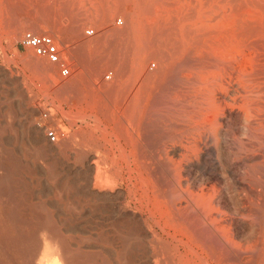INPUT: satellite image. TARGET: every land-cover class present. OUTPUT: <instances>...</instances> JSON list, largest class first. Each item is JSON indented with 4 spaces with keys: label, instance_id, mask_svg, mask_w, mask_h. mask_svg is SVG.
Instances as JSON below:
<instances>
[{
    "label": "rangeland",
    "instance_id": "obj_1",
    "mask_svg": "<svg viewBox=\"0 0 264 264\" xmlns=\"http://www.w3.org/2000/svg\"><path fill=\"white\" fill-rule=\"evenodd\" d=\"M116 20H120L121 25H117ZM32 22L37 23L38 29L30 30V33L48 35L56 44L62 61L69 68L67 78L59 77L56 65L19 46L22 34L29 32L27 26L30 23L34 25ZM132 26L136 27L135 31ZM86 29H92L94 35L85 36ZM127 30L131 32V36L130 33L127 34ZM213 32H220V38ZM261 32H264V0H0V231L3 233H0V243L4 244L0 247V262L19 264L20 260L15 258L25 254H28L27 257L32 255L34 259L36 255L37 259L41 258L44 254L42 248L46 243V240H42L46 237L42 236V233L46 230L45 234L54 232L57 237L53 235L54 239L58 243L62 241L61 244L67 247L66 253L72 258L75 257L79 264H153L155 260L160 264H168L171 256L174 257L170 264H245L248 257L250 263H256L257 260L253 259L257 258L258 250L255 254L252 251L254 256L250 251L251 240L259 236L264 249V203L260 205L264 202V153H261L264 152V114L252 120L254 125L250 126L243 123L245 121L241 114L221 109L214 115L215 120H212V123L203 124L204 129H192L193 125L200 123L203 118H211L210 102L216 98L222 105L223 94H219L216 87L212 86L218 76H212V80L211 75L201 73V66L192 69L189 66L180 67L181 62L177 56L189 35L186 39L191 37L190 43L194 46L192 47L199 49L197 52L192 49L197 55L204 47L205 50H212L210 55L215 56L216 62L222 63L221 57H225L223 60L228 61L226 62L229 67L232 66L230 70L234 71V74L239 70L252 72L264 65V33L261 35ZM209 33H212L213 37H210ZM221 33H224V39ZM240 33L244 34L245 38ZM172 37L174 40L179 38L178 43L182 45L178 44L177 40L175 43L171 40V43L169 39ZM198 37L203 39L199 40V43ZM163 38H168L167 42ZM188 40L185 42L188 43ZM162 41L169 44H163ZM204 42H207L206 47ZM108 45L109 49L106 47ZM167 45L170 48H165ZM198 45H202V48ZM154 47L161 48L156 51L162 52L166 60ZM163 48L164 51L167 48L172 51L164 52ZM126 52L127 60L124 57ZM175 52L178 53L177 56ZM195 53L188 59L201 61L200 55L197 60ZM170 54L175 55V60L170 59ZM157 65H163L164 68L159 69ZM152 69L154 71H151ZM107 73L111 74L108 80L105 79ZM200 73L204 74L206 79L202 80L203 75ZM189 74L193 77L188 79ZM144 88L145 93L141 92ZM92 89L96 91L92 93ZM95 95L98 96L99 102L95 101ZM140 95L144 101L139 98ZM45 128L58 134L56 144L47 141ZM205 134L210 139L205 140ZM173 145H181L183 150L175 154ZM253 158L255 161H252ZM191 162H197V168L185 167ZM8 164L11 167H8ZM96 172L103 175L97 177ZM104 175L106 178L108 176L109 180L105 181H110V187H106L107 182L102 183ZM94 184H103L106 188L100 189L103 186L96 185V189ZM186 188L194 193L202 189L212 199L220 211L215 217L224 227L222 234L224 233V237H228L230 241L227 245L221 243L220 239L209 237V231L204 235L201 223L204 220L199 210L186 211L185 215L182 214L178 218L176 212L169 210L180 189ZM255 201L260 203L256 204ZM255 209L257 211H254ZM187 214L194 215V219ZM192 223L193 228L189 226ZM36 225L41 226L39 230ZM54 225L56 229L53 228ZM139 227L144 230L146 237L142 235ZM16 229H20V232ZM5 233L12 237L15 235L17 240L21 237L23 243L28 239L29 245L25 242L21 248L16 247L18 249L8 246L12 247L11 252L3 242L5 237L2 235L6 236ZM21 234H25L27 238ZM14 248L18 253L20 250L19 256H15ZM242 250L246 254H240L243 253ZM159 251L162 253L157 254ZM76 257L79 260H76ZM217 259H221V262ZM263 259L261 263L264 262Z\"/></svg>",
    "mask_w": 264,
    "mask_h": 264
},
{
    "label": "bare ground",
    "instance_id": "obj_2",
    "mask_svg": "<svg viewBox=\"0 0 264 264\" xmlns=\"http://www.w3.org/2000/svg\"><path fill=\"white\" fill-rule=\"evenodd\" d=\"M139 1V0H138ZM141 1V0H140ZM143 1V0H142ZM63 2H65V3H67V1H63ZM61 3H62V1H61ZM64 3V4H65ZM143 3H145V2H143ZM137 4V3H136ZM142 5V4H141ZM142 17V16H141ZM140 17V18H141ZM145 17V16H144ZM146 18V17H145ZM144 18V19H145ZM142 21V20H141ZM144 21V20H143ZM32 23H34V25L32 24L31 25V23L29 24V26H27L28 28H26V29H28L29 30V32H31V31H35V30H37L38 29V27H37V29H36V25H37V23L35 24V22H32ZM139 24H140V22H138ZM143 23V22H142ZM145 23V22H144ZM143 23V24H144ZM39 24V23H38ZM143 26V25H142ZM133 27V26H132ZM139 27V26H138ZM134 28V31H135V26L133 27ZM133 28H132V30H133ZM127 29V28H126ZM31 30V31H30ZM40 30V29H39ZM105 30H107V29H105ZM146 30V29H145ZM26 31V30H25ZM112 31V30H111ZM39 32V31H38ZM113 32V31H112ZM127 32H128V30H127ZM115 33H117V32H115ZM119 33V32H118ZM121 33V32H120ZM124 33V32H123ZM123 33H121V34H123ZM129 33H130V36H131V32H128L127 34L129 35ZM141 33H143V32H141ZM164 33V32H163ZM166 33V32H165ZM180 33V32H179ZM185 33H187V32H185ZM189 33H193V32H189ZM194 33H196V32H194ZM198 33H200V32H198ZM214 33V32H213ZM218 33V32H217ZM220 33V32H219ZM219 33L218 34H216V32L214 33L216 36L218 35V37L220 36L219 35ZM225 33V32H224ZM224 33H221V37H222V34H223V39H224ZM234 33V32H233ZM242 33V32H241ZM240 33V34H241ZM247 33V32H246ZM246 33H245V36H246ZM257 33V32H256ZM256 33H254V34H256ZM262 33H264V32H261L260 34L261 35H263ZM19 33H16V35H18ZM168 34H169V32H168ZM174 34H175V32H174ZM178 34V33H177ZM177 34H176V36H177ZM202 34V33H201ZM207 34V33H206ZM205 33H204V35H206ZM210 34V33H209ZM212 34V33H211ZM210 34V35H211ZM227 34V33H226ZM235 34V33H234ZM236 34H237V32H236ZM239 34V33H238ZM258 35H259V33H257ZM126 35V34H125ZM144 34H142V36H143ZM170 35L172 36L173 35V33L171 34L170 33ZM186 35V34H185ZM194 35V34H193ZM195 35H197L198 36V34L196 33ZM194 35V37H196L197 38V36H195ZM214 35V36H215ZM231 35H232V33H231ZM243 35L244 34H241V36L243 37ZM249 35H250V32H249ZM21 36V35H20ZM109 36V35H108ZM115 36V35H114ZM166 36V35H165ZM170 36V37H171ZM178 36H180V35H178ZM182 36V35H181ZM183 36H184V34H183ZM201 35H199V37H200ZM260 36V35H259ZM79 37V36H78ZM112 37H113V35H112ZM123 37V36H122ZM125 37V36H124ZM134 37H136L137 38V36H134ZM140 37V36H139ZM164 37V36H163ZM166 37H168V36H166ZM186 37V36H185ZM193 37V36H192ZM193 37V38H194ZM199 37H198V39H197V43H199L198 41L199 40H203V39H199ZM203 37V36H202ZM208 37V36H207ZM210 37H213L212 35L210 36ZM210 37H208V38H210ZM218 37H217V39H218ZM234 37V36H233ZM240 37V36H239ZM247 37V36H246ZM249 37V39L251 38L250 36H248ZM254 37H256V36H254ZM261 37V36H260ZM115 38V37H114ZM135 38V39H136ZM142 38V40H144L143 39V37H141ZM175 38V37H174ZM182 38V37H181ZM186 38H189V35H188V37H186ZM185 38V40L187 41L188 39H186ZM214 38H216V37H214ZM214 38H213V40H214ZM220 38V37H219ZM243 38H245V37H243ZM243 38H241L242 40H243ZM264 38V37H263ZM131 39H133L132 37H131ZM164 39V38H163ZM168 39V38H167ZM166 39V40H167ZM180 40L179 38H176L175 40ZM211 39V38H210ZM216 39V40H217ZM222 39V38H221ZM228 39V38H227ZM231 39V38H230ZM234 39V38H233ZM247 39L248 38H246V42H247ZM138 40V39H137ZM136 40V41H137ZM165 40V39H164ZM165 40V42H167ZM170 41L171 40H174L173 39V37H172V39L170 38L169 39ZM168 40V41H169ZM175 40L173 41L174 43H175ZM177 40V43L179 42ZM185 40H184V45H183V49L180 47V45H182V44H180V43H178V44H180L179 45V47L181 48L180 50L181 51H179V48H178V51H179V54L178 53H176V56H177V54H178V58H179V61L181 62V63H179L180 64V67H182L183 66V68H184V66L185 67H187V66H189L190 67V69H192V67H199V66H201V69H203L202 71H201V73H204L206 76L207 75H211V77L213 76H218L219 78H217L216 80V82H214V85H212V86H215L216 87V90L218 91V93L219 94H223L222 96V98H223V101H222V105L221 104H219L218 102H217V100H216V98H215V100L213 99L211 102H210V111H211V118L210 117H206L205 119L203 118L202 119V121L200 122V123H198V124H196L195 126L193 125V128L192 129H200V127H202L203 126V124H208V123H210L212 120H215V116L214 115H216V114H218V112L222 109H227L229 112H232V111H234V113L235 112H237L239 115L241 114L242 116H243V121H245V122H243V123H245V124H249L250 126L252 125V120H254V119H256V117H258L259 115L260 116H263L262 114H264V65L262 64L261 65V67L259 66L258 67V69H256V70H252V72H241L240 70L236 73V74H234V71H232V70H230V67H232L231 65H230V67H229V64H227V62L225 61V60H223V59H225V57H221V62L222 63H219L218 61L216 62V58H215V56L213 57V56H211L210 55V53H213V52H211L212 50H208V49H206V50H208V51H206L205 49H203L200 45H198L199 46V48L201 49L199 52L201 53V54H199V52H198V55L194 52L195 50H196V52L199 50V49H194L193 47V45H192V43H190V40H191V37H190V39L188 40L189 42L187 43V42H185ZM208 40V39H207ZM218 40H220V39H218ZM241 40V41H242ZM245 40V39H244ZM257 40V39H256ZM132 41V40H131ZM135 41V40H134ZM134 41H133V43H134ZM200 41V43L202 44V42ZM209 41V40H208ZM223 41V40H222ZM240 41V42H241ZM261 41V40H260ZM126 42V41H125ZM140 42V41H139ZM138 42V43H139ZM164 41H162V43H163ZM181 42V41H180ZM182 42H183V40H182ZM193 42H194V40H193ZM209 42H212V41H209ZM208 42V43H209ZM217 41H215V43H216ZM219 42V41H218ZM217 42V43H218ZM221 42V41H220ZM224 42H225V40H224ZM253 42H255V40H253ZM80 43V42H79ZM132 43V44H133ZM141 43H143L142 41H141ZM171 43H172V41H171ZM189 43L191 44V45H189ZM205 43L207 44V42H204V45H205ZM223 43V42H222ZM228 41L226 42V46H227V48H228ZM231 43H232V41H231ZM242 43H245V42H242ZM251 43V42H250ZM261 43V42H260ZM114 44V43H113ZM116 44V43H115ZM121 44H122V42H121ZM163 44H169V42L168 43H163ZM177 44V45H178ZM213 44V43H212ZM240 44V43H239ZM255 45H256V43H254ZM264 44V43H263ZM263 44L261 43V45H262V47H263ZM134 45V44H133ZM171 45V44H170ZM176 45V44H175ZM174 45V46H175ZM203 45V46H204ZM209 45H211L210 43H209ZM214 45V44H213ZM212 45V46H213ZM217 45V44H216ZM220 45H221V43H220ZM253 45V43L251 44V46ZM254 45V46H255ZM117 46V45H116ZM137 46V45H136ZM149 46V45H148ZM161 46H163L162 44H161ZM173 46V45H172ZM193 46V47H192ZM197 46V47H198ZM219 46V45H218ZM222 46H224V45H222ZM232 46V45H231ZM246 46V45H245ZM248 46H250L249 44H248ZM108 49H109V45L108 46H106ZM118 47H120V44L118 45ZM133 47V46H132ZM150 47V46H149ZM149 47H147V49L149 48ZM166 47H169L168 45L167 46H165V48ZM205 47H206V45H205ZM211 47V46H210ZM213 47H215V45L213 46ZM220 47V46H219ZM218 47V48H219ZM230 47V46H229ZM117 48V47H116ZM134 48V47H133ZM137 48V47H136ZM143 48V47H142ZM142 48H141V50H142ZM152 48V47H151ZM155 48V47H154ZM157 48H159V50L161 49L160 47H157ZM157 48H155V51H156V49ZM170 48V47H169ZM174 48V47H173ZM176 48V50H177V47H175ZM208 48H209V46H208ZM217 48V49H218ZM256 48H258V47H256ZM261 48V47H260ZM105 49V48H104ZM192 49H194V51L192 50ZM70 50V49H69ZM111 50V49H110ZM135 50V49H134ZM140 50V51H141ZM171 49H169L168 50V48H167V50L166 51H168L169 53L172 51H170ZM219 50V49H218ZM220 50H221V47H220ZM107 50H105V52H106ZM133 51V50H132ZM162 51V50H161ZM163 51H164V48H163ZM166 51H164V52H166ZM174 51V50H173ZM113 52V51H112ZM111 52V53H112ZM116 52H118L117 50H116ZM157 52V51H156ZM163 52V53H164ZM193 52V53H192ZM218 52V51H217ZM222 52V50L220 51V54H222L221 53ZM232 52V51H231ZM262 52V51H261ZM104 53V52H103ZM110 53V54H111ZM153 53H154V50H153V52H152V54H151V52H150V54L151 55H153ZM157 53H159V52H157ZM156 53V54H157ZM162 53V52H161ZM161 53H159V55L162 57V56H164V55H162ZM173 53V52H172ZM174 53V54H175ZM196 54L198 57H197V60H199L200 59V57H201V61H197V62H195L194 60H192V58H191V61H190V59H188V57L190 58V56L192 55V54ZM67 54H69V53H67ZM106 54V53H105ZM104 54V55H105ZM114 54H115V52H114ZM121 54H122V51H121ZM232 54V53H231ZM108 55V54H107ZM116 55V54H115ZM158 55V54H157ZM171 55V54H170ZM181 55V56H180ZM195 55V56H196ZM199 55H200V57H199ZM69 56V55H68ZM112 56V55H111ZM122 56V55H121ZM160 56H158V57H160ZM172 57L170 58L171 60H175V55L173 56V55H171ZM180 56V57H179ZM217 57H218V54L216 55ZM110 57V56H109ZM108 57V58H109ZM116 57V56H115ZM125 57V59L126 58H128L127 57V52H126V56H124ZM154 57V56H153ZM169 57V56H168ZM184 57H185V59H184ZM261 57H263V56H261ZM114 58V57H113ZM118 58V57H117ZM116 58V59H117ZM155 58V57H154ZM164 58H165V56H164ZM172 58H174V59H172ZM199 58V59H198ZM254 58H257V57H254ZM258 58H260V55H259V57ZM105 59H106V57H105ZM148 59V58H147ZM146 59V60H147ZM150 59V58H149ZM196 59V58H195ZM219 59V58H218ZM228 59V58H227ZM231 59H233V58H230V60ZM108 60V59H107ZM121 60V59H120ZM127 60V59H126ZM125 60V61H126ZM155 60V59H154ZM156 60H157V58H156ZM155 60V61H156ZM160 60H161V58H160ZM162 60H163V58H162ZM164 60H166V58L164 59ZM163 60V61H164ZM177 60L178 59H176V61L175 62H177ZM190 62H189V61ZM229 60V59H228ZM236 60H238V59H236ZM111 61V60H110ZM113 61V60H112ZM124 61V60H123ZM136 61V60H135ZM148 61V60H147ZM150 61V60H149ZM152 61V60H151ZM159 61V60H158ZM169 61V60H168ZM168 61H166V62H168ZM205 61V62H204ZM128 61H126V63H127ZM154 62V61H153ZM152 62V63H153ZM173 62V61H172ZM174 62V63H175ZM258 63H259V61H257ZM159 63V62H158ZM161 63H162V61H161ZM164 63V62H163ZM229 63H231V62H229ZM255 63V62H254ZM124 64V62L122 63V65ZM148 64V63H147ZM155 64H156V62H155ZM160 64V63H159ZM168 64V63H167ZM166 64V65H167ZM171 64H173V63H170V65ZM176 64V63H175ZM178 64V63H177ZM176 64V65H177ZM201 64V65H200ZM244 64V63H243ZM259 65V64H258ZM158 66V65H157ZM162 66V67H161ZM167 66H169V65H167ZM235 66V65H234ZM257 66V65H256ZM123 67H125V66H123ZM159 67V69L160 68H164V66L163 65H160V66H158ZM178 68H179V65L177 66ZM238 67V66H237ZM254 67H255V65H254ZM122 68V67H121ZM236 68V67H235ZM123 69V68H122ZM154 69V68H153ZM151 70V71H154V70ZM159 69L157 68L156 70H158L159 71ZM168 69V68H167ZM176 69V68H175ZM175 69H174V72H175ZM180 69V68H179ZM187 69V68H186ZM197 69V68H196ZM240 69H241V67H240ZM246 69V68H245ZM248 69V68H247ZM251 69H253V65H252V68ZM163 71L165 70V69H162ZM170 70V69H169ZM177 70V69H176ZM188 70V69H187ZM121 71V70H120ZM180 71V70H179ZM214 71V72H213ZM216 71H217V73H216ZM167 72V71H166ZM170 72V71H169ZM177 72V71H176ZM183 72V71H182ZM181 72V73H182ZM184 72H188V71H184ZM198 72V71H197ZM149 73H150V70H149ZM161 74H163V72H160ZM172 73H173V71H172ZM201 73H200V75H201ZM137 74V73H136ZM147 74H148V71H147ZM157 74V73H156ZM158 74H159V72H158ZM194 74V73H193ZM197 74H199V73H197ZM204 74H202L203 75V78H202V80L203 79H206L205 77H204ZM148 75H150V74H148ZM152 75H154L153 73H152ZM151 75V76H152ZM166 75V74H165ZM180 75V74H179ZM200 75H199V77H200ZM201 75V76H202ZM128 76V75H127ZM159 76H160V74H159ZM189 76V77H188ZM187 77H188V79L189 78H191V77H193L191 74H189ZM146 77H147V75H146ZM153 77V76H152ZM151 77V78H152ZM213 77H212V80H213ZM143 78V77H142ZM149 78V77H148ZM201 78H200V80H201ZM144 79V78H143ZM161 79V78H160ZM168 79H171V77H168ZM199 79V78H198ZM146 80H148V79H146ZM158 80V79H157ZM176 80V79H175ZM192 80V79H191ZM201 80V81H202ZM220 80V81H219ZM166 81H167V79H166ZM171 81V80H170ZM172 81H173V79H172ZM199 80H197V82H198ZM205 81V80H204ZM126 82V81H125ZM145 82V81H144ZM176 82V81H175ZM186 82V81H185ZM195 82V81H194ZM142 83V82H141ZM155 83H156V81H155ZM167 83H168V81H167ZM199 83H200V81H199ZM146 84V83H145ZM144 84V85H145ZM149 84H150V80H149ZM157 84V83H156ZM169 84V83H168ZM182 84V83H181ZM113 85H116V84H113ZM112 85V86H113ZM121 85V84H120ZM119 85V86H120ZM127 85H129V84H127ZM143 85V86H144ZM163 85V84H162ZM183 85V84H182ZM208 85V84H207ZM98 86H100V85H98ZM98 86H96V87H98ZM106 86V85H105ZM118 86V85H117ZM117 86H115V87H117ZM158 86H159V84H158ZM164 86V85H163ZM142 87V86H141ZM144 87H146V86H144ZM105 88V87H104ZM103 88V89H104ZM129 88H131V87H129ZM146 88H149V86H147ZM146 88H144V90L143 91H141V92H143V93H145L144 91L146 90ZM160 88H162V87H160ZM207 88V87H206ZM99 89V88H98ZM110 89V88H109ZM112 89H114V88H112ZM133 89V88H132ZM141 89H143V88H140V90ZM184 89V88H183ZM187 89V88H186ZM95 90V89H94ZM94 90L92 89V93L94 92ZM149 90V89H148ZM181 90H182V88H181ZM191 90V89H190ZM195 90V89H194ZM201 90V89H200ZM96 91V90H95ZM104 91V90H103ZM108 91V90H107ZM106 90H105V92H107ZM202 91H203V89H202ZM116 92V91H115ZM114 92V93H115ZM141 92H140V94H141ZM89 93H91V92H89ZM99 93H100V91H99ZM99 93H98V95H99ZM108 93H110V92H108ZM113 93V92H112ZM111 93V94H112ZM113 93V94H114ZM142 93V94H143ZM146 93H147V91H146ZM181 93V92H180ZM179 93V94H180ZM186 93V92H185ZM203 93V92H202ZM101 94H103V93H101ZM112 94V95H113ZM118 94H120V92L118 93ZM125 94V93H124ZM141 94V95H142ZM89 95V94H88ZM109 95V94H108ZM141 95H140V97L139 98H141ZM145 95L146 94H144V99H145ZM181 95V94H180ZM94 96V95H93ZM101 96V95H100ZM100 96H99V98H100ZM116 96V95H115ZM125 96V95H124ZM95 97H96V95H95ZM98 97V96H97ZM97 97H96V99H95V101L97 100ZM106 97H108L107 96V94H106ZM111 97V96H110ZM120 97V96H119ZM143 97L141 98L142 100H143ZM191 97V96H190ZM103 98V97H102ZM112 98V97H111ZM123 98V97H122ZM176 98V97H175ZM179 98V97H178ZM184 98H186V97H184ZM104 99V98H103ZM109 99V98H108ZM107 99V100H108ZM183 99V98H182ZM201 99V98H200ZM220 99V98H219ZM124 100H126V99H124ZM140 100V99H139ZM176 100V99H175ZM205 100V99H204ZM98 102H99V100H97ZM106 101V100H105ZM109 102L111 101V100H108ZM123 101V100H122ZM130 101V100H129ZM144 101V100H143ZM142 101V102H143ZM152 101V100H151ZM180 101V100H179ZM141 102V101H140ZM94 103H96V102H94ZM113 103V102H112ZM149 103V102H148ZM203 103V102H202ZM98 104H100V103H98ZM102 104V103H101ZM115 104V103H114ZM119 104H120V100H119ZM130 104V103H129ZM140 105H141V103H139ZM199 104V103H198ZM106 105V104H105ZM98 106V105H97ZM101 106V105H100ZM10 108V107H9ZM126 108V107H125ZM149 108V107H148ZM140 109V108H139ZM31 110V109H30ZM129 110V109H128ZM9 111H12V110H9ZM32 111H33V109H32ZM227 111V112H228ZM8 112V111H7ZM34 112H35V109H34ZM33 112V113H34ZM37 112V111H36ZM10 113V112H9ZM30 115H31V113L30 112H28ZM136 113H137V111H136ZM233 113V112H232ZM129 114V113H128ZM147 114V113H146ZM8 115V114H7ZM33 115V114H32ZM34 116V115H33ZM213 116H214V119H212L213 118ZM241 116V117H242ZM259 116V117H260ZM134 117V116H133ZM193 117V116H192ZM264 117V116H263ZM33 118V117H32ZM200 119V118H199ZM261 120V119H260ZM260 120H258V121H260ZM255 121H257V120H255ZM215 122V121H214ZM147 123V122H146ZM189 123V122H188ZM212 123V122H211ZM263 125H262V127L264 126V123H262ZM209 125V124H208ZM254 125V124H253ZM252 125V126H253ZM258 125V124H257ZM256 126V125H255ZM208 127H210V126H208ZM258 127H260V126H258ZM203 129H204V127H202ZM201 128V129H202ZM244 128V127H243ZM246 128V127H245ZM248 128H249V126H248ZM37 129V128H36ZM191 129V128H190ZM205 129H207V128H205ZM187 130H188V128H187ZM37 131V130H36ZM35 131V132H36ZM38 131H39V129H38ZM37 131V132H38ZM43 131V130H42ZM184 131H185V129H184ZM204 131V130H203ZM206 135V134H205ZM258 136V135H257ZM195 137V136H194ZM196 137H198V136H196ZM205 137V140L207 139H210V137L208 136V135H206V136H204ZM203 137V138H204ZM256 138V137H255ZM202 139V138H201ZM192 140V139H191ZM262 143V142H261ZM185 144V143H184ZM187 145H189V144H187ZM254 145V144H253ZM225 146V145H224ZM251 147V146H250ZM39 148H41V147H39ZM172 149H173V152L175 153V154H179V152L181 151V149H182V146L181 145H173L172 146ZM262 149V148H261ZM183 150V149H182ZM263 151H264V149H262ZM3 151V150H2ZM208 151H210L211 152V150L209 149ZM7 152V151H6ZM11 152V151H10ZM47 152V151H46ZM165 152V151H164ZM188 152V151H187ZM222 152V151H221ZM259 152V151H258ZM261 153H264V152H261ZM212 154V153H211ZM40 155H42L41 153H40ZM43 155H44V153H43ZM81 155V154H80ZM161 155H162V153H161ZM11 156V155H10ZM39 156V155H38ZM85 156V155H84ZM230 156V155H229ZM0 157H2V156H0ZM7 157V156H6ZM47 157V156H46ZM78 157V156H77ZM81 157H83V156H81ZM181 157V156H180ZM210 158V157H209ZM12 159H16V158H12ZM55 159V158H54ZM255 158H253L252 159V161L254 160ZM2 160H3V158H2ZM18 160V159H17ZM160 160V159H159ZM161 161V160H160ZM163 161H164V159H163ZM224 161V160H223ZM255 161V160H254ZM46 162V161H45ZM99 162V161H98ZM106 162V161H105ZM9 163V162H8ZM44 163V162H43ZM53 163V162H52ZM58 163V162H57ZM74 163V162H73ZM80 163V162H79ZM177 163V162H176ZM2 164H4V163H2ZM6 164V163H5ZM10 164V163H9ZM8 164V165H9ZM45 164V163H44ZM56 164V163H55ZM84 164V163H83ZM7 165V164H6ZM12 165V164H11ZM46 165V164H45ZM93 165V164H92ZM98 165V164H97ZM216 165V164H215ZM37 166V165H36ZM71 166V165H70ZM100 166V165H99ZM170 166V165H169ZM197 166H198V163L197 162H194V163H189V164H187L185 167L187 168V169H192V168H197ZM8 167H11L10 165L8 166ZM22 167V166H21ZM104 167V166H103ZM170 167H172V166H170ZM206 167V166H205ZM98 168V167H97ZM97 168H96V170H97ZM107 168V167H106ZM55 169V168H54ZM90 169V168H89ZM91 169H92V167H91ZM154 169V168H153ZM195 170V169H194ZM1 171V170H0ZM18 171V170H17ZM102 171V170H101ZM113 171V170H112ZM154 171V170H153ZM152 171V172H153ZM48 172H50V171H48ZM54 172V171H53ZM99 172H100V168H99ZM103 172V171H102ZM157 172V171H156ZM189 172V171H188ZM230 172V171H229ZM111 173V172H110ZM206 173V172H205ZM5 174H7V173H5ZM29 174V173H28ZM27 174V175H28ZM31 174V173H30ZM92 174V173H91ZM96 174H97V172H96ZM105 174H106V172H105ZM46 175V174H45ZM50 175H52L51 173H50ZM49 175V176H50ZM80 175V174H79ZM99 175H103L102 173H100ZM98 174L96 175L97 177L99 176ZM159 175V174H158ZM235 175V174H234ZM16 176V175H15ZM95 176V177H96ZM154 176H155V173H154ZM157 176V175H156ZM223 176V175H222ZM5 177H6V175H5ZM57 177V176H56ZM93 177V176H92ZM97 177L95 178V179H97ZM104 177V182H103V180H102V183L103 184H105L109 179H108V176H107V178H106V175H104L103 176ZM116 177H117V175H116ZM159 177V176H158ZM88 178V177H87ZM101 178V177H100ZM99 178V179H100ZM6 179V178H5ZM102 179V178H101ZM108 179V180H107ZM111 179V178H110ZM162 179V178H161ZM206 179V178H205ZM234 179V178H233ZM237 179V178H236ZM1 180H3V179H1ZM88 180V179H87ZM105 180H107V181H105ZM156 180H158L157 179V177H156ZM85 181V180H84ZM89 181V180H88ZM100 180H98V182H99ZM154 181H155V179H154ZM162 181V180H161ZM5 182H6V180H5ZM77 182V181H76ZM90 182V181H89ZM101 182V181H100ZM158 182V181H157ZM171 182V181H170ZM186 182V181H185ZM189 182V181H188ZM8 183V182H7ZM24 183V182H23ZM94 183V182H93ZM96 183V182H95ZM109 183V184H108ZM164 183V182H163ZM163 183H161V184H163ZM52 184V183H51ZM86 184V183H85ZM103 184H101V185H99V184H94L95 186L96 185H99L100 187L101 186H103V187H101L100 189H105L106 187H110V181L109 182H107V184L109 185H107L106 184V187H105V185H103ZM156 184V183H155ZM262 184V183H261ZM37 186V185H36ZM93 186V185H92ZM95 186H94V188H95ZM157 186H159V185H157ZM161 186V185H160ZM164 186V185H163ZM9 187V186H8ZM52 187H53V185H52ZM97 187L98 186H96V189H97ZM105 187V188H104ZM166 187V186H165ZM259 187H261V186H259ZM55 188V187H54ZM99 189V190H100ZM110 189V188H109ZM114 189H116V188H114ZM179 189V188H178ZM99 190H96V191H99ZM111 190V189H110ZM164 190V189H163ZM10 191V190H9ZM12 191V190H11ZM47 191V190H46ZM103 191V190H102ZM105 191V190H104ZM31 192V191H30ZM114 192V191H113ZM117 192V191H116ZM174 192V191H173ZM172 192V193H173ZM178 192V191H177ZM2 193V192H1ZM80 193V192H79ZM128 193V192H127ZM167 193V192H166ZM27 194V193H26ZM81 194V193H80ZM145 194V193H144ZM160 194V193H159ZM176 194V193H175ZM259 194H262V193H258V195ZM44 195V194H43ZM75 195V194H74ZM73 195V196H74ZM77 195H79V194H77ZM91 195V194H90ZM168 195V194H167ZM234 195V194H233ZM256 195V194H255ZM2 196V195H1ZM6 196V195H5ZM10 196V195H9ZM30 196V195H29ZM89 196V195H88ZM134 196V195H133ZM168 196H170V193H169V195ZM7 197V196H6ZM59 197V196H58ZM92 197V196H91ZM125 197V196H124ZM162 197V196H161ZM242 197V196H241ZM253 197V196H252ZM2 198V197H1ZM8 198V197H7ZM6 198V199H7ZM160 198V197H159ZM166 198H167V196H166ZM36 199V198H35ZM92 199V198H91ZM104 199H106V198H104ZM124 199V198H123ZM163 199V198H162ZM164 199H165V197H164ZM168 199H169V197H168ZM241 199V198H240ZM256 199V198H255ZM1 200H3V199H1ZM27 200V199H26ZM97 200V199H96ZM103 200V199H102ZM20 201V200H19ZM171 201H173V200H171ZM170 201V202H171ZM174 203H172V207H170V211L171 212H176V217L178 218V217H181L180 215H182V214H184L186 211H190V210H192V209H196V210H199V213H201L202 214V216H203V222H201L202 223V229H203V231L205 232V234H204V232H203V234L204 235H206V232L207 231H209V232H207V233H209V237H211V236H213V237H215L216 239H220L221 241V243L223 242L224 244H228L230 241L227 239L228 237H224V233L222 234V232H223V228L224 227H222L221 226V224L219 223V221L216 219V217H215V215L218 213V212H220L216 207H215V205L213 204V202H212V199H210L209 198V195H207L202 189L199 191V192H197V193H194V192H192V191H189L187 188L186 189H180V192L179 193H177V199L175 200L174 199ZM257 201V200H256ZM255 201V202H256ZM259 201H261V200H259ZM21 202V201H20ZM71 202V201H70ZM107 202V201H106ZM122 202H123V200H122ZM134 203V202H133ZM260 203V202H259ZM258 202H256V204H259ZM262 203H264L263 201L260 203V205L262 204ZM24 204V203H23ZM22 204V205H23ZM129 204V203H128ZM168 204V203H167ZM245 204V203H244ZM39 205V204H38ZM48 205V204H47ZM75 205H76V203H75ZM108 205V204H107ZM246 205V204H245ZM259 205V206H260ZM35 206V205H34ZM73 206H74V203H73ZM121 206V205H120ZM119 206V207H120ZM168 206V205H167ZM247 206V205H246ZM256 206V205H255ZM10 207V206H9ZM104 207V206H103ZM113 207V206H112ZM126 207V206H125ZM124 207V208H125ZM261 207V206H260ZM259 207V208H260ZM37 208V207H36ZM106 208V207H105ZM123 208V207H122ZM41 209H42V207H41ZM115 209V208H114ZM263 209V208H262ZM117 210V209H116ZM140 210V209H139ZM7 211V210H6ZM23 211V210H22ZM96 211V210H95ZM99 211V210H98ZM103 211V210H102ZM129 211V210H128ZM141 211V210H140ZM253 211V210H252ZM254 211H257L256 209L254 210ZM261 211V210H260ZM260 211H259V213H260ZM9 212V211H8ZM11 212V211H10ZM26 212H28V211H26ZM124 212V211H123ZM131 213V212H130ZM257 213V212H256ZM13 214V213H12ZM28 214V213H27ZM39 214V213H38ZM37 214V215H38ZM123 214V213H122ZM127 214V213H126ZM194 214V213H193ZM220 214V213H219ZM43 215V214H42ZM125 215V214H124ZM185 215V214H184ZM188 215V214H187ZM127 216V215H126ZM130 216V215H129ZM166 216V215H165ZM175 216V215H174ZM189 216H191L192 217V219H194V217L192 216V215H188V217ZM201 216V215H200ZM199 216V217H200ZM7 218H8V216H6ZM12 217V216H11ZM17 217V216H16ZM125 217V216H124ZM132 217H133V215H132ZM135 217V216H134ZM187 217V219H189ZM191 217H190V219H191ZM131 218V217H130ZM137 218H139V217H137ZM136 218V219H137ZM171 218V217H170ZM182 218H184V217H182ZM256 218V217H255ZM254 218V219H255ZM15 219V218H14ZM51 219V218H50ZM132 219V218H131ZM134 219V218H133ZM144 219V218H143ZM175 219V218H174ZM185 219H186V217H185ZM184 219V220H185ZM8 220H9V218H8ZM106 220V219H105ZM183 220V221H184ZM263 220H264V218H263ZM7 221V220H6ZM14 221V220H13ZM16 221H18V220H16ZM46 221H47V219H46ZM45 221V222H46ZM51 222H52V220H50ZM62 221V220H61ZM136 221V220H135ZM140 221V220H139ZM139 221H138V223H139ZM142 221V220H141ZM179 221H181V220H179ZM187 221H189V220H187ZM191 221V220H190ZM193 221V220H192ZM197 221V220H196ZM195 221V222H196ZM199 221V220H198ZM256 221V220H255ZM7 222H10V221H7ZM24 222V221H23ZM41 222V221H40ZM44 222V221H43ZM64 222V221H63ZM176 222H177V219H176ZM186 222V221H185ZM264 222V221H263ZM12 223V222H11ZM17 223V222H16ZM128 223V222H127ZM156 223V222H155ZM197 223V222H196ZM255 223H257V222H255ZM15 224V223H14ZM25 224V223H24ZM144 224H145V222H144ZM18 225V224H17ZM28 225H30V224H28ZM51 225V224H50ZM147 225V224H146ZM186 225H188V223L186 222ZM3 226V225H2ZM10 226H12V225H10ZM32 226H33V224H32ZM40 226V225H39ZM44 226V225H43ZM52 226V225H51ZM56 225H54V229H56V227H55ZM117 226V225H116ZM124 226V225H123ZM159 226V225H158ZM189 226H191V228H193V223L191 224V225H189ZM198 226V225H197ZM196 226V227H197ZM1 227V226H0ZM14 227V226H13ZM29 227V226H28ZM36 227H38L37 225H36ZM41 227V226H40ZM40 227H38V230H39V228ZM46 227H48V226H46ZM66 227V226H65ZM106 227H108V226H106ZM136 227V226H135ZM144 227V226H143ZM199 227V226H198ZM32 227H30V229H31ZM45 228V227H44ZM140 228V231H141V233H142V235H144L145 237H146V233L144 232V230L141 228V227H139ZM190 227H189V229H191ZM201 228V227H200ZM256 228H257V226H256ZM51 229V228H50ZM123 229V228H122ZM195 229V228H194ZM202 229H200V230H202ZM209 229H211V230H209ZM15 230V229H14ZM18 229H16V231H17ZM36 230V229H35ZM35 230H34V232H35ZM37 230V231H38ZM48 230V229H47ZM146 230V229H145ZM150 230V229H149ZM152 230V229H151ZM163 230V229H162ZM198 230V229H197ZM264 230V229H263ZM2 231V230H1ZM0 231V233H2ZM5 232H6V230H4ZM8 231V230H7ZM31 231H32V229H31ZM112 231V230H111ZM135 231H137V230H135ZM134 231V232H135ZM153 231V230H152ZM192 231V230H191ZM195 231V230H194ZM9 232V231H8ZM18 233L20 232V229H19V231H17ZM42 232V231H41ZM45 232H46V230H44V233H42V236L44 235V239H42V240H46L45 242L44 241H41V242H44L43 244V248H42V254H43V252H44V254H43V256L41 257V258H38L37 259V255L36 254H34V253H32V254H34V255H36V259H34L33 257H32V255H30V256H26V255H28V254H25V255H20L19 256V254H20V250H19V253H18V250L16 251V249H18L19 247L21 248V246H22V244H25V242H27V240L28 239H25L26 241L23 243V242H21L22 240H20L21 239V237H20V235L18 236V237H20V239L19 240H17V238L15 237V235H14V237H12V236H10V235H8L7 233H5V234H7L6 236L5 235H2V236H4V237H2V238H4L3 240V242L5 243V245H7V249H11L12 247H18V248H14L15 250H14V253H15V256H19V257H17V258H15V259H19L20 260V262H19V264H79L77 261H75V257H70L71 255H68L66 252V250L67 249H65V248H67L66 246H64V245H62L61 243H62V241H60L59 243L54 239V237H56L55 236V234H53L54 232H52L50 235L48 234V232L45 234ZM50 232V231H49ZM115 232V231H114ZM113 232V233H114ZM121 232V231H120ZM138 232V231H137ZM148 232V231H147ZM154 232V231H153ZM176 232V231H175ZM190 232V231H189ZM197 232V231H196ZM15 233V232H14ZM25 233V232H24ZM194 233V232H193ZM198 233V232H197ZM258 233V232H257ZM3 234V233H2ZM31 234V233H30ZM105 234V233H104ZM110 234V233H109ZM116 234V233H115ZM187 234V233H186ZM24 236H25V234H23ZM22 234H21V236H23ZM32 236H33V234H31ZM34 235H36V233H34ZM39 235V234H38ZM41 235V234H40ZM39 235V236H40ZM48 235V236H47ZM53 235H54V237H53ZM167 235V234H166ZM172 235V234H171ZM41 236V237H42ZM58 236V235H57ZM140 236H141V234H140ZM143 236V237H144ZM156 236H157V233H156ZM199 236V235H198ZM198 236H196L197 238H198ZM1 237V236H0ZM26 237V236H25ZM40 237V238H41ZM60 237V236H59ZM59 237H58V239H59ZM131 237V236H130ZM133 237V236H132ZM144 237V238H145ZM206 237V236H205ZM23 238V237H22ZM27 238V237H26ZM43 238V237H42ZM57 238V237H56ZM101 238V237H100ZM125 238V237H124ZM152 238H154L153 237V235H152ZM151 238V239H152ZM167 238V237H166ZM171 238H173L172 236H171ZM197 238H196V240H197ZM202 238V237H201ZM201 238H199V240L201 239ZM252 238V237H251ZM57 239V240H58ZM173 239H175V238H173ZM209 239V238H208ZM0 240H1V238H0ZM24 240V239H23ZM60 240H62V239H60ZM120 240V239H119ZM140 240V239H139ZM175 240H178L179 241V239H175ZM190 240V239H189ZM203 240V239H202ZM206 240V239H205ZM151 241V240H150ZM181 241V240H180ZM198 241V240H197ZM204 241V240H203ZM203 241H201V243L203 242ZM209 241H210V239H209ZM252 243H251V252L253 251L254 252V254H255V252H256V250H258V251H260L259 252V254L256 252V256H257V258L259 259H257V258H255V259H253V261H255V260H257L256 261V263L254 262V264H264V262H262L261 263V260L264 258V255L262 256V254H264V252L262 253V250L261 249H263L262 248V246L261 245H263V243H262V241H261V239L259 238V236L257 237V236H255L252 240ZM250 241V242H251ZM2 242V241H1ZM29 242V241H28ZM28 242L26 243V244H28ZM63 242H65V241H63ZM110 242V241H109ZM152 242V241H151ZM164 242V241H163ZM217 242V241H216ZM219 242V241H218ZM32 243V242H31ZM106 243V242H105ZM147 243V242H146ZM176 243V242H175ZM183 243V242H182ZM200 243V244H201ZM205 243V242H204ZM184 244V243H183ZM206 244H208V241H207V243ZM211 244H212V241H211ZM218 244V243H217ZM1 245H3L4 246V244L2 243H0V247H3V246H1ZM29 245V244H28ZM134 245V244H133ZM179 245V244H178ZM203 245V244H202ZM220 245V244H219ZM225 245V246H226ZM8 246H12L11 248H8ZM23 246H25V245H23ZM123 246V245H122ZM159 246V245H158ZM162 246V245H161ZM188 246V245H187ZM222 246H223V244H222ZM139 247H140V245H139ZM169 247V246H168ZM168 247H167V250H168ZM204 247V246H203ZM211 247H212V245H211ZM211 247L209 246V250L211 249ZM25 249H26V247H24ZM27 248H29V247H27ZM123 248H124V246H123ZM151 248H153V247H151ZM156 248V247H155ZM158 248H160V246L158 247ZM182 248V247H181ZM227 248H229V247H227ZM3 249V248H2ZM1 249V250H2ZM24 249V250H25ZM69 249V248H68ZM142 249V248H141ZM208 249V248H207ZM206 249V250H207ZM249 249V248H248ZM253 249V250H252ZM70 250V249H69ZM122 250H124V249H122ZM159 250V249H158ZM163 250H165V249H163ZM162 250V251H163ZM184 250V249H183ZM239 250V249H238ZM3 251V250H2ZM7 251V250H6ZM6 251L4 252V253H6ZM10 251V250H9ZM33 251V250H32ZM74 251V250H73ZM169 251H170V249H169ZM204 251H205V249H204ZM211 251V250H210ZM209 251V252H210ZM216 251V250H215ZM214 251V252H215ZM263 251H264V249H263ZM1 252V251H0ZM11 252H12V249H11ZM16 252L18 253V254H16ZM69 252H71V250L69 251ZM153 252V251H152ZM242 252H243V250H242ZM251 252H249V254L251 253ZM253 252H252V254H253ZM3 253V254H4ZM129 253H131V252H129ZM128 253V254H129ZM143 253V252H142ZM160 253V251L157 253V254H159ZM162 253V252H161ZM160 253V254H161ZM164 253V252H163ZM167 253V252H166ZM178 253V252H177ZM212 253V252H211ZM238 253V252H237ZM38 254V253H37ZM173 254H175L176 255V253H173ZM201 254V253H200ZM217 254V253H216ZM228 254V253H227ZM240 254H242V255H244V254H246V252L244 253H240ZM249 254H247V255H249ZM251 254V255H252ZM253 254V255H254ZM33 255V256H34ZM40 255V254H39ZM164 256H165V254H163ZM178 255V254H177ZM184 255V254H183ZM209 255V254H208ZM220 255H221V253H220ZM236 255V254H235ZM252 255V256H253ZM75 256V255H74ZM82 256V255H81ZM98 256V255H97ZM167 256V255H166ZM181 256V255H180ZM214 255H212V257H213ZM216 256V255H215ZM238 256V255H237ZM255 256V255H254ZM261 256V257H260ZM3 257H5V255H3ZM39 257V256H38ZM162 257V256H161ZM160 257V258H161ZM172 258H170L171 260H173V257L174 256H171ZM211 257V258H212ZM238 257H242V256H238ZM238 257H236L237 258V260H239L238 259ZM10 258H12V256L10 257ZM77 258V257H76ZM123 258V257H122ZM176 258V257H175ZM180 258V257H179ZM214 258V257H213ZM218 258H220V256L218 257ZM231 258V257H230ZM249 259H250V257H248ZM248 258H246L247 260H248V262L247 263H249V264H253V263H250V261H249V259ZM252 258L253 257H251V260H252ZM8 259V258H7ZM81 259V258H80ZM162 259V258H161ZM165 259V258H164ZM169 259V260H170ZM223 259V258H222ZM76 260H79L78 258L76 259ZM122 260V259H121ZM154 260H155V258H154ZM154 260H152V261H154ZM170 260V262L168 263V264H170V263H172V261ZM219 260V263L221 262V259H217V261ZM231 260V259H230ZM264 260V259H263ZM4 261V260H3ZM13 261H14V259H13ZM16 261H18V260H16ZM82 261H84V260H81V262ZM88 261V260H87ZM164 262H165V260H163ZM176 261V260H175ZM183 261V260H182ZM181 261V262H182ZM216 261V259L214 260V262ZM228 261H229V259H228ZM233 261H234V259H233ZM241 261V260H240ZM244 261H245V259H244ZM15 262V261H14ZM125 262V261H124ZM129 262V261H128ZM174 262V261H173ZM178 262V261H177ZM187 262V261H186ZM206 261H204V263H205ZM1 263V262H0ZM188 263H190V262H188ZM217 263V262H216ZM228 263V262H227ZM230 263V262H229ZM235 262H233V264H234ZM245 264H247L246 262H244ZM2 264V263H1ZM81 264V263H80ZM83 264H86L85 262H83ZM129 264V263H128ZM153 264H160L159 262L157 263V261L155 260V262L153 263ZM164 264V263H163ZM166 264V263H165ZM175 264V263H174ZM178 264V263H177ZM182 264V263H181ZM232 264V263H231Z\"/></svg>",
    "mask_w": 264,
    "mask_h": 264
},
{
    "label": "built area",
    "instance_id": "obj_3",
    "mask_svg": "<svg viewBox=\"0 0 264 264\" xmlns=\"http://www.w3.org/2000/svg\"><path fill=\"white\" fill-rule=\"evenodd\" d=\"M115 23L121 25L122 22L116 20ZM84 34L87 37H91L94 35V32L92 29H86ZM19 46L31 50L35 56L44 58L49 63L56 65L59 77L67 78L69 76V68L62 61L56 44L48 35H35L30 32H25L19 40ZM110 77V73L105 74L106 80L110 79ZM44 133L49 143L56 144L58 142L59 136L55 131L45 128Z\"/></svg>",
    "mask_w": 264,
    "mask_h": 264
}]
</instances>
